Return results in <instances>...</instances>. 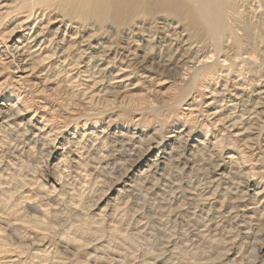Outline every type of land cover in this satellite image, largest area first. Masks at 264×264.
<instances>
[{
  "label": "rangeland",
  "instance_id": "374dc122",
  "mask_svg": "<svg viewBox=\"0 0 264 264\" xmlns=\"http://www.w3.org/2000/svg\"><path fill=\"white\" fill-rule=\"evenodd\" d=\"M240 2L248 10L260 4L258 0ZM0 11L2 33L14 22L8 21L10 16L4 9ZM170 19L169 23L174 25L176 20ZM29 29L23 30L20 41ZM10 36L3 37L2 41L6 42ZM1 46L0 41V49ZM204 49L201 62L225 59L224 55L218 57L208 45ZM256 54L251 48L238 56V60L253 62L257 75L264 77V56ZM228 63L225 60L218 64L227 66ZM40 64L35 69L36 75L44 62ZM13 66L2 67L0 63V103L20 101L23 111L13 125H5L0 120V264H160L157 259L161 264L167 261V264H264V217L253 224L245 222L248 229H242L244 216L239 206L233 209L240 215L237 218L233 214L211 216L216 222L212 226L218 224V228L208 231L204 240L198 241L194 235L193 226L203 217L198 216L189 191L202 196L215 187L221 192L231 189L234 197H242L241 204L252 206L247 185L264 183L260 177L264 174L252 177L248 184L242 176L229 175L230 166L226 163L225 177L219 179L217 168L223 156L219 160L215 158L224 149V157L230 151L227 146L232 143L227 138L218 141L211 159L209 155L188 149L206 134L208 141L220 137L212 135L214 129L202 123L198 111H194L197 122L193 121L192 132L180 146L177 158L165 159L164 165L154 166L152 173L145 177L138 175L150 159L169 150L171 142H164L163 138L173 133V128L180 129L186 121L184 105L180 108L175 104V97L181 92L184 94L191 81L184 72L175 75L179 85L176 92L180 93L174 95V87L166 83L161 89L165 96L160 98L146 92L151 86L137 73L114 87L107 84L110 76L105 77L94 88L92 80L84 79L82 74L52 77L51 82L41 85L45 89L39 91L42 87L39 89V80L34 75ZM116 70L115 67L112 72ZM19 75L26 77L25 80L14 82ZM12 76L15 77L12 79ZM243 76L250 80L249 73L244 72ZM206 95L195 106L197 110L204 108ZM43 104L52 113L45 115ZM41 115L47 117V124L52 128L42 138L34 136V126L44 122ZM28 119L30 124H26ZM19 123L21 126H16ZM255 123L261 125L259 121ZM158 128L151 147L147 142L135 144V140L122 137L134 134L149 141V135ZM73 136L77 142L69 144ZM260 139L261 136L254 146L259 155L258 147L263 144ZM148 147L150 153L146 160L134 166ZM247 156L239 164L245 171L253 163L252 159L258 157L251 153ZM127 183L133 186L128 187ZM206 208L210 205L206 204ZM210 213L208 210L207 215Z\"/></svg>",
  "mask_w": 264,
  "mask_h": 264
},
{
  "label": "bare ground",
  "instance_id": "6f19581e",
  "mask_svg": "<svg viewBox=\"0 0 264 264\" xmlns=\"http://www.w3.org/2000/svg\"><path fill=\"white\" fill-rule=\"evenodd\" d=\"M245 1L248 3V0ZM258 1L260 3L258 6L253 7L254 9L251 6L248 10L244 8L245 5L239 3V0H0V10L4 9L8 13L10 23L14 22L9 30L0 33L2 42L0 55H3V58L0 56V63L2 67L12 64L15 69L23 68V72L28 71V75H34V78L39 80L37 82L40 84L39 89L45 86L48 80L51 82L52 77L67 78L71 74L77 76L82 74L84 79L92 80V88L101 84L105 77L110 76L107 84L114 87L137 73L142 81L151 86L146 92L160 98L165 96V92H161V89L166 83L174 87V95L180 93V91L176 92V87L179 85L176 84L175 75L177 72H184L183 74L189 76L191 80L189 87L184 94L181 92L175 97L176 106L181 108V105H184L186 110L183 113L187 116L184 127L173 128V133L163 138L164 142H171L169 150L164 152L166 155L157 154L156 158L150 159L138 175L145 177L152 173L154 166L159 168L164 165L165 159L177 158L180 146L187 142V136L192 132L193 121L197 122V113L195 114L194 111H198L202 123H208L214 129L212 135L216 134L220 137L208 141L206 134L204 139L190 145L188 149L192 148L196 153L209 155L211 159V153L216 151L218 141L227 138L232 143L227 146L230 151L224 157L226 150L224 149L222 155L220 153L218 158H215L219 160L223 156L222 163L217 168L219 179L225 177L223 171L226 163L230 166L229 175L242 176L248 184L252 177L264 174V119H262L264 77L257 75L253 62L246 59L239 61L238 56L251 48H254L257 54L264 56V0ZM169 18L176 20L174 25L169 23ZM26 28L30 29L24 40L20 41L22 32ZM10 34L7 41L3 42V37ZM17 34L19 36L16 37ZM207 45L218 57L224 55L223 62L229 61L227 66L218 64L223 63L219 62L218 58L212 63L201 62L200 58ZM42 62H44L43 67L36 75L35 69ZM115 67L117 70L112 72ZM244 72L250 74V80H246L243 76ZM13 77L15 76H12V79ZM25 78L19 75L18 80L14 82H22ZM43 89L45 88L42 87L39 91ZM205 94H208L206 95L208 100L203 101L204 108L197 110V104L202 101ZM124 98L125 95L121 96V99L119 97L122 102ZM19 99L20 97L18 101ZM19 102L0 103L1 123L13 125V121H16L23 112ZM41 108L45 115L52 113L45 104ZM128 111L130 113V110ZM138 118L140 119L141 116ZM30 119L26 124H30ZM42 119L43 123L39 122L40 124L34 126L35 137L42 138L46 130L48 131L49 120L44 115ZM256 121L261 122V125L256 126ZM16 126L20 127L21 124ZM159 129L149 135V141L139 139V135L134 134L129 137L124 134L122 137L128 141L135 140V144L147 142L151 147ZM260 136L263 144L258 147L259 155L254 151V146ZM71 138L69 144L77 142L74 136ZM150 147L134 166L137 167L146 160ZM249 153L258 157L252 159L253 163H249L248 170L245 171L239 164L246 161ZM206 161L210 160L206 158ZM260 177L264 178L263 175ZM125 185L133 186L128 183ZM211 187L214 188L213 185ZM247 189L251 193L252 206H249L250 203L244 204L245 202L244 205L241 204L242 197L238 195L234 197L235 194L231 189L224 193L217 191L215 187L209 194L205 193L202 196H198L195 191L188 192L189 199L196 204L198 216L203 217L200 218L199 224L193 226L198 241L204 240L208 236V231L217 230L218 224L212 226L215 221L211 216L215 214L226 216L233 214L237 218L240 215L233 209L239 206L241 216H244L240 225L242 229H248V226L245 227V222L253 224L256 219L264 217V212L261 211L264 205V183L248 184ZM235 201L238 202L237 205ZM206 204L210 205V208H206ZM206 209L211 210L210 216L207 215ZM253 213L257 215L253 216ZM157 261L161 264L158 259Z\"/></svg>",
  "mask_w": 264,
  "mask_h": 264
}]
</instances>
